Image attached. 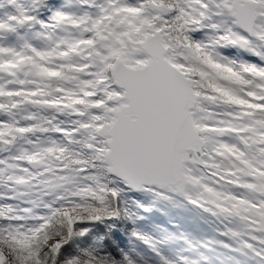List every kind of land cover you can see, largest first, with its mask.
<instances>
[{
	"label": "snow or ice",
	"instance_id": "obj_1",
	"mask_svg": "<svg viewBox=\"0 0 264 264\" xmlns=\"http://www.w3.org/2000/svg\"><path fill=\"white\" fill-rule=\"evenodd\" d=\"M0 264H264V0H0Z\"/></svg>",
	"mask_w": 264,
	"mask_h": 264
},
{
	"label": "rangeland",
	"instance_id": "obj_2",
	"mask_svg": "<svg viewBox=\"0 0 264 264\" xmlns=\"http://www.w3.org/2000/svg\"><path fill=\"white\" fill-rule=\"evenodd\" d=\"M156 220H157L158 223H163L164 222V219L162 217H160V218L157 217Z\"/></svg>",
	"mask_w": 264,
	"mask_h": 264
}]
</instances>
